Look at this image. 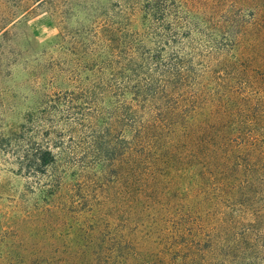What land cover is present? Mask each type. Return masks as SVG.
Returning <instances> with one entry per match:
<instances>
[{
    "label": "trees",
    "instance_id": "obj_1",
    "mask_svg": "<svg viewBox=\"0 0 264 264\" xmlns=\"http://www.w3.org/2000/svg\"><path fill=\"white\" fill-rule=\"evenodd\" d=\"M245 7L247 18L231 25L228 62H249L260 93L220 102L192 89L195 69L184 54L192 43L172 45L181 3L144 0L145 31L160 52L124 75L121 93L113 83L101 111L83 114L86 145L67 148L64 132L55 124L49 132L42 117L15 151L19 172L36 180L16 197L20 211L0 210V264H212L216 222L209 233L195 223L187 229L196 205L185 197L210 181L234 195L255 182L264 190V0H245ZM79 94L56 95V113ZM44 133L55 137L39 141ZM23 199L31 211L21 209ZM32 217L39 221L23 236L19 227Z\"/></svg>",
    "mask_w": 264,
    "mask_h": 264
},
{
    "label": "rangeland",
    "instance_id": "obj_2",
    "mask_svg": "<svg viewBox=\"0 0 264 264\" xmlns=\"http://www.w3.org/2000/svg\"><path fill=\"white\" fill-rule=\"evenodd\" d=\"M177 1L182 12L173 19L181 15L183 20L180 36L172 45L181 50L180 42L192 43V49L184 53H190L195 69L189 78L192 89L201 87L202 97L220 102L231 96L258 95L259 85L255 77H249L252 65L228 62L233 55L230 29L234 18L243 22L248 16L245 0ZM143 4L144 0H0L1 211H20L16 197L36 180L19 172L15 151L24 147L23 140L33 130L40 129L42 117L47 119L49 132L50 124L64 132L67 148L86 145L88 120L83 117L89 115L83 114L101 111L111 85L121 93L124 75L149 66L152 52L159 54L145 31ZM214 39L218 46L213 45ZM73 91L80 93L79 99L68 110L56 113V95ZM52 137L44 133L38 140L45 143ZM217 187L215 181L206 182L207 190L185 197L184 204L193 201L196 205L186 217L187 229L195 223L209 233V224L216 222L218 240L209 250L212 264H264L262 185L255 182L247 194L239 195ZM24 199L21 209L31 211L32 204ZM36 219L19 227L23 236Z\"/></svg>",
    "mask_w": 264,
    "mask_h": 264
}]
</instances>
